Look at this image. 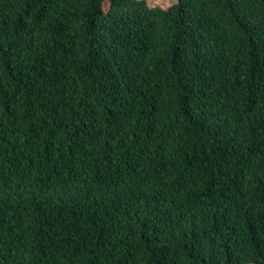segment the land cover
<instances>
[{
  "label": "trees",
  "instance_id": "1",
  "mask_svg": "<svg viewBox=\"0 0 264 264\" xmlns=\"http://www.w3.org/2000/svg\"><path fill=\"white\" fill-rule=\"evenodd\" d=\"M264 264V0H0V264Z\"/></svg>",
  "mask_w": 264,
  "mask_h": 264
},
{
  "label": "rangeland",
  "instance_id": "2",
  "mask_svg": "<svg viewBox=\"0 0 264 264\" xmlns=\"http://www.w3.org/2000/svg\"><path fill=\"white\" fill-rule=\"evenodd\" d=\"M176 2V0H146V3L148 6H157L162 8H167L171 4ZM248 264H254V263H248Z\"/></svg>",
  "mask_w": 264,
  "mask_h": 264
}]
</instances>
